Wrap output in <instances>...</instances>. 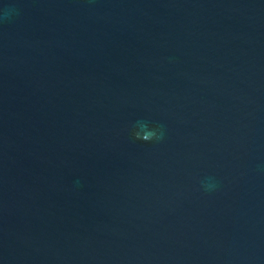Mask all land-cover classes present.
<instances>
[{
  "label": "water",
  "instance_id": "obj_1",
  "mask_svg": "<svg viewBox=\"0 0 264 264\" xmlns=\"http://www.w3.org/2000/svg\"><path fill=\"white\" fill-rule=\"evenodd\" d=\"M0 264H264V0H0Z\"/></svg>",
  "mask_w": 264,
  "mask_h": 264
},
{
  "label": "clouds",
  "instance_id": "obj_2",
  "mask_svg": "<svg viewBox=\"0 0 264 264\" xmlns=\"http://www.w3.org/2000/svg\"><path fill=\"white\" fill-rule=\"evenodd\" d=\"M8 15H10V11H4L2 14H0V20L4 19Z\"/></svg>",
  "mask_w": 264,
  "mask_h": 264
}]
</instances>
